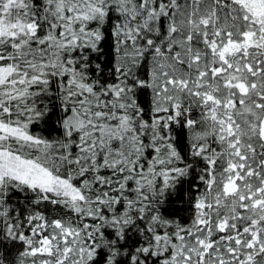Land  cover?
<instances>
[{"label":"snow or ice","instance_id":"1","mask_svg":"<svg viewBox=\"0 0 264 264\" xmlns=\"http://www.w3.org/2000/svg\"><path fill=\"white\" fill-rule=\"evenodd\" d=\"M0 264H264V0H0Z\"/></svg>","mask_w":264,"mask_h":264}]
</instances>
